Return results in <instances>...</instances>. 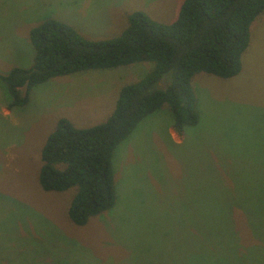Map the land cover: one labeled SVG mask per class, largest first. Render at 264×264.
I'll use <instances>...</instances> for the list:
<instances>
[{
  "label": "rangeland",
  "instance_id": "obj_1",
  "mask_svg": "<svg viewBox=\"0 0 264 264\" xmlns=\"http://www.w3.org/2000/svg\"><path fill=\"white\" fill-rule=\"evenodd\" d=\"M181 1L0 0V74L32 64L28 31L46 17L103 39L136 10L169 23ZM151 67L53 77L13 110L0 81V264H264V12L236 75L192 77L195 125L176 131L163 105L115 148L110 209L78 226L66 215L75 188H40V149L58 118L102 122L118 89Z\"/></svg>",
  "mask_w": 264,
  "mask_h": 264
},
{
  "label": "trees",
  "instance_id": "obj_2",
  "mask_svg": "<svg viewBox=\"0 0 264 264\" xmlns=\"http://www.w3.org/2000/svg\"><path fill=\"white\" fill-rule=\"evenodd\" d=\"M264 12V0H182L175 18L159 22L136 10L113 37L89 39L66 19L46 17L30 27L32 64L0 74L6 108L24 107L31 91L50 78L91 69L151 63L141 78L118 89L108 116L78 127L58 118L40 149L38 184L43 191L75 188L67 218L78 226L115 202L112 157L139 122L163 105L176 131L197 123L192 77L236 75L250 40V26ZM170 73L169 82L159 87Z\"/></svg>",
  "mask_w": 264,
  "mask_h": 264
}]
</instances>
